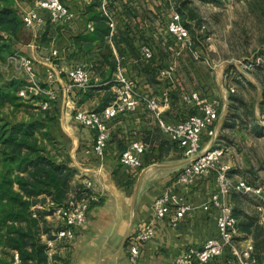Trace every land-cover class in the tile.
<instances>
[{"label": "crops", "instance_id": "0c3cea01", "mask_svg": "<svg viewBox=\"0 0 264 264\" xmlns=\"http://www.w3.org/2000/svg\"><path fill=\"white\" fill-rule=\"evenodd\" d=\"M14 2L15 9L22 17L33 9L36 0ZM61 2L72 13L71 22L49 23L47 13L39 11L43 25L33 30L23 29L20 41L15 44V51L31 59L46 91L56 95L49 112L70 141L68 166L76 170L75 181L79 182L81 178L85 183H92V190L99 199L90 205L86 223L76 227L70 239L56 238L57 224L53 227V222L49 226L52 217H45L51 229V238L43 234L40 239L46 246L47 262L131 264L128 246L138 231L151 226L155 230L154 236L141 246L137 264H174L186 249L199 248L206 240L218 236V210L203 209L218 191L215 173L197 179L191 186L178 182V175L188 160L160 129L156 118L144 105L109 122L111 136L102 157L92 152L94 133L72 121L75 109L99 111L107 101L114 99L120 77L132 80L138 94L156 99L168 124L174 125L199 114L195 104L183 101L184 95L195 92L201 101L219 102L218 119L209 131L202 133L201 151L223 149L220 165L228 168V178L234 184L243 182L253 190L230 193L227 199L232 206L233 216L237 222L246 216H255L258 224L262 225L263 80L247 77L233 79L231 72L239 71L238 68L225 61L216 64V49L207 39L210 38L208 32H201L202 35L196 32L195 35L189 31L190 42L185 46L173 42L166 26L174 12L178 11L181 15L179 5L177 10L166 0H113L110 5L102 0ZM89 7L105 18L108 34L103 40L99 37L101 31L96 29L94 21L89 20ZM181 22L184 25L185 20ZM89 24L92 31L87 27ZM124 26L128 28L127 33ZM119 29H123L121 35ZM126 34L131 37L129 44L132 47L121 40ZM143 45L152 50L149 60L141 56ZM52 51L57 52L53 60L60 74L48 81L45 76L50 65L45 59ZM111 65L113 71L107 79H102L97 72H104L106 78ZM147 65L156 72L147 75L144 72ZM76 68L90 74L91 87L87 90L77 87L68 90V72ZM163 70L169 71L166 77L160 75ZM7 79L17 77L9 76ZM133 142L145 145L139 168L123 166L119 162L120 154ZM73 184L74 180L71 181ZM166 191L177 194L192 208L175 227L169 222L172 213L164 220H157L153 215L154 201ZM35 209L43 208L36 206ZM238 235L242 237L237 242ZM249 242L255 246L251 235L238 232L235 236L234 244L237 247ZM257 249L258 253H264L263 248ZM10 253V258L0 253V264H6L5 260L20 264L19 259L15 262L17 252ZM230 258L231 252L226 250L214 264H222Z\"/></svg>", "mask_w": 264, "mask_h": 264}, {"label": "built area", "instance_id": "2783aa9c", "mask_svg": "<svg viewBox=\"0 0 264 264\" xmlns=\"http://www.w3.org/2000/svg\"><path fill=\"white\" fill-rule=\"evenodd\" d=\"M107 3L108 0H102ZM141 1V0H138ZM167 1V0H166ZM39 11H44L52 24H68L73 15L61 2V0H36L33 9L27 11L22 16L23 25L26 29H36L43 25V19ZM89 30H93L89 24ZM167 32L172 39L181 46L190 42V33L182 24L178 13L174 12L166 26ZM210 40V38H207ZM141 56L144 60L152 58V50L149 46L141 47ZM57 52L52 51L50 56L45 59L50 65L46 73V80L51 81L60 72L56 71L57 64L54 58ZM11 64L16 66L24 73L28 86L35 94L43 93L37 73L34 71L33 62L21 54L11 55L9 58ZM260 58L257 59L259 62ZM169 71L163 70L160 75L166 77ZM70 85L81 90H87L91 87L90 74L82 69L76 68L68 72ZM231 92H234L231 90ZM114 99L99 111L75 109L72 113V121L79 127L87 128L94 133V145L92 152L102 157L105 148L110 139L108 124L111 120L120 114L136 111L140 105L152 112L156 118L160 129L171 139L173 143L183 152L188 164L178 175V182L185 186H191L194 182L208 174L215 173L218 191L211 197L208 204L203 206L204 210L216 208L219 212L217 218L216 238L206 240L199 248L190 247L182 252L174 264H214L225 253L231 252V258L222 264H264V253H258L252 243H247L242 247L234 244L235 236L238 233V222L233 216L232 206L227 197L231 192H252V188L240 182L234 184L227 176L228 168L220 165L223 156V149L209 148L201 151V137L204 131H209L210 127L218 119V101H201L197 93H191L182 97L187 104H195L199 112L188 119L177 124H168L163 119V112L158 101L154 98H148L137 93L135 84L132 80L120 77L117 80V86L114 91ZM48 99L39 106L42 110H47L56 95L53 92H44ZM212 134V132H211ZM145 151V145L141 142H133L120 154L119 162L123 166L139 168L141 166V156ZM92 183L85 184V191L75 200H68L63 204H53L48 202L47 208H51V216L56 219L58 228L55 237L58 239H70L76 227L86 223L87 213L92 203L98 201V196L92 190ZM191 206L183 198L170 191L164 192L153 203L152 210L155 219L164 220L169 213L172 216L169 219L170 225L175 227L191 211ZM262 215L260 223L264 225V207L260 209ZM155 230L151 226H146L133 238L128 246V258L131 264H137L141 246L150 241L154 236ZM49 245V244H48ZM15 262H18V255H15ZM46 264H52L48 261Z\"/></svg>", "mask_w": 264, "mask_h": 264}, {"label": "trees", "instance_id": "16d2710c", "mask_svg": "<svg viewBox=\"0 0 264 264\" xmlns=\"http://www.w3.org/2000/svg\"><path fill=\"white\" fill-rule=\"evenodd\" d=\"M112 2L113 0H108L107 5ZM14 4V0H0L1 64L9 55L17 53L15 44L20 41L23 29H26ZM186 5L184 3L183 8H187ZM94 6L95 4L92 5ZM92 7L88 8L91 13L89 20L94 21L96 29L101 31L99 37L103 40L108 34V27L105 18L93 11ZM190 14L191 19H194L193 14ZM184 26L188 28L186 22ZM126 27L124 26V31L127 33ZM122 30L119 29L120 35ZM121 40L132 47L129 44V34ZM172 41L175 42L173 39ZM112 71L111 65L106 78L102 71L97 74L102 79H107ZM144 72L148 75L156 70H150L147 65ZM21 86L19 79L0 77V253L10 258V252L16 251L20 264H45L46 246L40 238L42 234L51 238L45 217L52 210L47 208V202L63 204L71 199L69 196L74 188L71 185L74 171L68 166V157L63 156L64 159L57 162L46 156L44 149L38 144L36 132L45 123L55 121V117L49 112L52 104L36 116L27 115V119L23 121L12 120L2 113V109L16 99ZM37 205H41L43 209H35ZM238 230L252 236L255 250L264 249V229L257 225L255 216H246L239 221ZM4 262L11 264L6 260Z\"/></svg>", "mask_w": 264, "mask_h": 264}, {"label": "rangeland", "instance_id": "374dc122", "mask_svg": "<svg viewBox=\"0 0 264 264\" xmlns=\"http://www.w3.org/2000/svg\"><path fill=\"white\" fill-rule=\"evenodd\" d=\"M167 1L177 10L178 5L179 10H183L184 13L181 12L184 14L183 16L175 11L179 14L181 20L184 19L187 22L188 31L193 32L195 35L196 32L200 35H202L201 32L209 33L210 43L216 49V64L225 61L235 64L238 68L239 71L234 70L231 72L233 79L247 77L257 78L264 82V0ZM184 3H187V8H183ZM190 13L193 14L194 19H191ZM200 42L202 43V40ZM204 44V46L207 45L206 42ZM11 55L1 64L0 77L3 79L9 76L17 77L22 86L17 91L16 99L13 100L12 104H7L2 109V113L12 120L23 121L27 119V115L33 114L36 116L45 111L39 105L48 99V95L44 94L47 91L42 82H40V88L43 93L35 94L29 88L24 73L10 63L8 58ZM258 58H260L259 62L257 61ZM216 69L218 70V68ZM261 105H264V94ZM36 137L46 156L54 158L57 162H60L59 160H62L63 156L64 158L67 157L70 141L62 132L58 122L45 123L44 127L36 132ZM70 168H72L75 175V168ZM74 175L72 178L74 188L69 196L70 200L77 199L85 191V184L87 183L81 178L79 182L75 181ZM37 207L42 208L41 205H37ZM50 220L49 226L53 222V227L56 224L58 226L55 218L52 217ZM258 222L257 225L264 229V225H260ZM238 232L241 231L238 230ZM241 237L242 235H238L236 241H241ZM239 247H242V245H239Z\"/></svg>", "mask_w": 264, "mask_h": 264}]
</instances>
